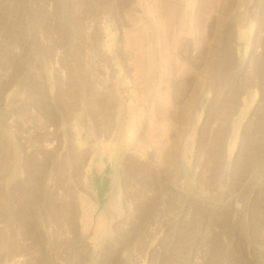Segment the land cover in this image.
<instances>
[{
	"label": "rangeland",
	"instance_id": "1",
	"mask_svg": "<svg viewBox=\"0 0 264 264\" xmlns=\"http://www.w3.org/2000/svg\"><path fill=\"white\" fill-rule=\"evenodd\" d=\"M0 264H264V0H0Z\"/></svg>",
	"mask_w": 264,
	"mask_h": 264
},
{
	"label": "bare ground",
	"instance_id": "2",
	"mask_svg": "<svg viewBox=\"0 0 264 264\" xmlns=\"http://www.w3.org/2000/svg\"><path fill=\"white\" fill-rule=\"evenodd\" d=\"M155 3H156V2H155ZM154 5H155V4H154ZM156 8H157L156 6H150V5L146 4L145 7H144V9H143V14H146V15H148V16H151V17H152V18H153L158 24H160L159 16L155 13V11H157ZM155 9H156V10H155ZM106 32H107V31H106ZM107 33H108V32H107ZM105 34H106V33H105ZM104 36H105V35H104ZM106 37H107V35H106ZM104 38H105V37H104ZM107 39H108V38H107ZM107 39H106V40H107ZM179 39H180V38H179ZM108 41H109V40H108ZM105 42H107V41H105ZM177 43H178V42H177ZM177 45H178V44H177ZM177 45H176V46H177ZM134 56H135L134 54H132V53H128V59H129V60L132 59ZM164 86H165V91L163 92V94L161 93L160 96L158 95L157 98H159V99H158V101H159L158 103H159V104L162 103L163 105H166V106H167V104H169V102H170V101H169V93H168L169 90H168V79H167V76H165ZM161 95H162V96H161ZM165 122H166V121H165ZM109 127H111V126H109ZM111 128H112V127H111ZM111 128H110V129H111ZM108 129H109V128H108ZM108 129H107V132H109ZM163 129H164V128H163ZM112 130H113V129H111L110 131L112 132ZM164 132H165V131H164ZM166 133H167V132H166ZM166 133H165V134H166ZM102 134H103V133H102ZM104 134H105V133H104ZM109 134H110V137H111V133H110V132H109ZM162 134H163V132L160 133V135H162ZM108 136H109V135H108ZM163 136H164V134H163ZM165 136L167 137V134H166ZM165 136H164V137H165ZM106 137H107V135H106ZM110 137H109V138H110ZM166 137H165V139H166ZM160 139H161V137H160ZM105 140H106V139H105ZM105 140L102 139V141H105ZM107 140H108V139H107ZM161 141H162V140H161ZM106 142H107V141H106ZM106 142H105V143H106ZM158 142H160V141H158ZM74 144H75V143H74ZM160 144H161V143H160ZM158 145H159V144H158ZM140 150H141V149H140ZM144 150H145V149H144ZM141 151H142V150H141ZM76 152H77V151H76ZM76 152H75V153H76ZM144 152H145V151H144ZM142 153H143V151H142ZM79 155H80V154H79ZM144 159H145V158H144ZM73 166H74V165H73ZM77 168H80V167L77 166ZM79 170H80V169H79ZM79 170H78V171H79ZM84 170H85V169H84ZM75 171H76V170H75ZM78 171H77V173L80 172V171H79V172H78ZM81 175H82V174H81ZM79 176H80V175H79ZM72 178H73V177H72ZM79 184H80V183H79ZM73 186H74V184H73ZM80 189H81V188H80ZM82 189H84V188H82ZM78 192H79V191H78ZM82 192H83V191H82ZM59 197H61V196H59ZM62 198H63V197H62ZM70 198H71V197H70ZM81 201L83 202V200H81ZM82 202H81V205H85V204H86L85 202L82 204ZM4 203H5V202H4ZM67 203H68V202H67ZM119 204H120V203H119ZM90 205H91V204H90ZM67 206H68V205H67ZM86 206H87V204H86ZM65 207H66V206H65ZM82 207H83V206H82ZM66 208H67V207H66ZM68 208H70V206H69ZM113 208H114V207H113ZM61 209H62V211H63L64 208L61 207ZM82 209H83V208H82ZM85 209H86V208H85ZM64 210H65V209H64ZM83 210H84V209H83ZM114 210H115V209H114ZM68 211H69V210H68ZM70 211H71V210H70ZM72 211H73V210H72ZM84 212H85V211H84ZM117 212H119V211H117ZM61 213H63V212H61ZM73 213H74V212H73ZM73 213H72V214H73ZM75 213H76V212H75ZM66 214H67V213H66ZM82 214H83V213H82ZM103 214H104V213H103ZM60 215H61V214H60ZM68 215H69V214H68ZM73 215L75 216V214H73ZM80 215H81V212H80ZM88 215H89V214H88ZM88 215H87V216H88ZM119 215H120V214H119ZM77 216H78V215H76L75 218L72 216V218H74V219H73L74 221L77 219ZM81 216H82V215H81ZM91 216H92V215H91ZM91 216H90V217H91ZM112 216H113V215H112ZM78 217H79V216H78ZM84 217H85V215H84ZM107 217H108V216H107ZM127 217H128V216H127ZM65 218H66V217H65ZM72 218H71V219H72ZM87 218H88V217H87ZM66 219H68V217H67ZM71 219H69L70 222H71ZM88 219H89V218H88ZM128 219H129V218H128ZM62 220H64V219L62 218ZM69 220H68V221H69ZM76 221H77V220H76ZM126 221H127V220H126ZM79 222H81V220H80ZM90 222H91V221H90ZM104 222H105V221H104ZM110 222H111V220H110ZM115 222H116V221H115ZM72 223H73V222H72ZM85 223H86V222H85ZM88 223H89V221H88ZM102 223H103V222H102ZM125 223H126V222H125ZM89 224H90V223H89ZM119 224H120V223H119ZM119 224H118V225H119ZM65 225H66V226H65L66 230L69 232V229L71 230V229L73 228L72 230H74V227H75L74 225H76V223L73 224L74 227L71 226V224L69 225L68 223H67V224L65 223ZM83 225H84V224H83ZM87 225H88V224H87ZM100 225H102V224H100ZM116 225H117V224H116ZM128 225H129V224H128ZM70 226H71L72 228H70ZM88 226H89V225H88ZM104 226H105V225H104ZM62 227H63V226H62ZM85 228H86V227H85ZM99 228H100V226H99ZM82 229H83V227H82ZM87 229H88V227H87ZM100 229H101V228H100ZM103 229H104V228H103ZM84 230H85V229H84ZM84 230H83V231H84ZM113 231H115V230H113ZM70 232H71V231H70ZM74 232H75V231H74ZM79 232H80V231H79ZM87 232H88V231H87ZM95 232H96V231H95ZM95 232H94V233H95ZM118 232H119V231H118ZM121 232H122V231H121ZM56 233H57V232H56ZM129 233H130V232H129ZM75 234H76V232H75ZM119 235H122V234H119ZM51 236H52V235H51ZM127 237H128V236H127ZM120 238L123 239L122 237H120ZM130 240H131V239H130ZM93 244H94V243H93ZM97 244H98V242H97ZM124 246H125V245H124ZM120 251H121V250H120ZM117 252H118V251H117ZM117 252H116V253H117ZM117 256H118V253H117ZM116 259H117V258H116ZM18 260H19V259H18ZM18 260L16 261L17 263H19V261L21 262V259H20L19 261H18Z\"/></svg>",
	"mask_w": 264,
	"mask_h": 264
}]
</instances>
